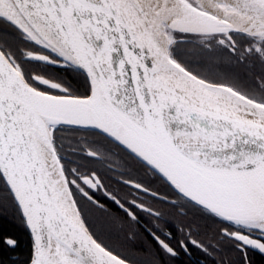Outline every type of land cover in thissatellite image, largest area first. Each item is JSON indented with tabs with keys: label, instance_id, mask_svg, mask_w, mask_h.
I'll return each instance as SVG.
<instances>
[{
	"label": "snow or ice",
	"instance_id": "1",
	"mask_svg": "<svg viewBox=\"0 0 264 264\" xmlns=\"http://www.w3.org/2000/svg\"><path fill=\"white\" fill-rule=\"evenodd\" d=\"M9 209L26 264L264 255V0H0Z\"/></svg>",
	"mask_w": 264,
	"mask_h": 264
},
{
	"label": "trees",
	"instance_id": "2",
	"mask_svg": "<svg viewBox=\"0 0 264 264\" xmlns=\"http://www.w3.org/2000/svg\"><path fill=\"white\" fill-rule=\"evenodd\" d=\"M0 232L12 235L19 242L15 251L0 248V261L3 264H26L30 255V236L11 209L0 214ZM258 264H264V259Z\"/></svg>",
	"mask_w": 264,
	"mask_h": 264
},
{
	"label": "flooded vegetation",
	"instance_id": "3",
	"mask_svg": "<svg viewBox=\"0 0 264 264\" xmlns=\"http://www.w3.org/2000/svg\"><path fill=\"white\" fill-rule=\"evenodd\" d=\"M219 70L220 71H226L228 69H227L226 65H222ZM92 166L98 168L101 171V174L104 176L106 183H108L110 186H115L114 182L111 179H109L111 174L107 173L102 165L93 164ZM106 206L109 207L111 209V211H113V212L117 211L115 208H113L110 205V203L107 204ZM173 222L176 224H179L181 227H183V224L188 223L187 220L181 221L179 218H176ZM196 238L204 240L205 242H207L212 238V234H211V232H209L205 229H201V234L199 236H197ZM222 258L225 261L229 262V264H231V262H233L237 259L236 255L232 252H229L227 249H225V252H224V255ZM261 259H264V255L260 254L259 252H250L249 253L250 264H258L261 262ZM165 262H166V264H212V261L209 259H206L203 256V254L197 249H192L191 257H188V256L184 255L183 253H181V255L178 259L168 260L167 258H165Z\"/></svg>",
	"mask_w": 264,
	"mask_h": 264
}]
</instances>
